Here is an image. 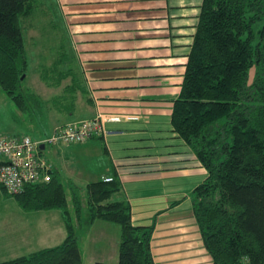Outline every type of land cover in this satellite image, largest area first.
Listing matches in <instances>:
<instances>
[{
    "label": "trees",
    "instance_id": "16d2710c",
    "mask_svg": "<svg viewBox=\"0 0 264 264\" xmlns=\"http://www.w3.org/2000/svg\"><path fill=\"white\" fill-rule=\"evenodd\" d=\"M35 7L34 0H0V86L25 110L29 104L43 107L39 97L23 90L29 66L23 20ZM68 59L62 52L51 66L41 67L47 86L58 87L71 76L51 99L60 113L72 112L84 92ZM171 125L207 172L191 201L212 264H264V0H202ZM111 178L85 187L87 224L100 219L120 227L117 262L95 264H155L154 222L132 224L129 202L111 198L121 190L119 179ZM73 195L80 218V199ZM13 196L27 210L59 209L66 237L0 264H83L57 171L49 181L28 184Z\"/></svg>",
    "mask_w": 264,
    "mask_h": 264
},
{
    "label": "crops",
    "instance_id": "0c3cea01",
    "mask_svg": "<svg viewBox=\"0 0 264 264\" xmlns=\"http://www.w3.org/2000/svg\"><path fill=\"white\" fill-rule=\"evenodd\" d=\"M54 1L71 50V64L65 61L77 70L84 92L78 93L72 112L54 111L49 130L39 139L61 123L98 115L105 133L82 143L54 144L52 170L61 177L67 160L73 175L86 184L116 176L121 190L111 198L129 202L132 224L154 222L150 244L155 264H212L191 201L207 172L171 125L202 0ZM24 210L45 212L39 236L53 232V244L41 248L64 240L59 209ZM97 220L86 232L90 246L105 255L107 223H116L102 220L106 223L93 228ZM116 237L120 240V231Z\"/></svg>",
    "mask_w": 264,
    "mask_h": 264
},
{
    "label": "rangeland",
    "instance_id": "374dc122",
    "mask_svg": "<svg viewBox=\"0 0 264 264\" xmlns=\"http://www.w3.org/2000/svg\"><path fill=\"white\" fill-rule=\"evenodd\" d=\"M36 7L32 14L23 20V34L25 37L26 52L28 57V72L23 82V90L36 95L43 102V107L32 104L27 105L26 110L20 109L9 96L5 94L0 86V136L12 137L26 135L38 140L49 130V121L55 114V109L51 99L62 92L67 81H62L60 86H47L41 79L43 73L41 65L49 67L54 60L58 59L62 52H67L71 60V50L67 44V38L63 30L60 29L58 16L55 10L54 0H34ZM254 69L250 70V77L254 74ZM53 75V72H52ZM60 119H65L60 117ZM61 122H58L60 124ZM45 157L51 162L55 158V147L46 145L43 150ZM61 179L64 185L70 218L76 228V236L82 252L83 264H95L96 261H108L115 263L118 260L119 225H111L105 235L106 244L103 251L92 248L89 244V233L86 232L87 224V204L85 193V182L83 177L73 175L69 161H64L61 171ZM90 180V179H88ZM0 188V260L26 254L31 250L41 248L51 243L53 232H44L45 212L25 211L13 195H8ZM73 192L80 199V218L77 217L73 203ZM58 210V209H56ZM60 212V210H58ZM62 219V218H61ZM106 223L102 220L95 221ZM58 226V225H57ZM58 228H62L65 233V223L60 222ZM62 239H58L57 244ZM55 244V243H54ZM28 248V249H26Z\"/></svg>",
    "mask_w": 264,
    "mask_h": 264
},
{
    "label": "built area",
    "instance_id": "2783aa9c",
    "mask_svg": "<svg viewBox=\"0 0 264 264\" xmlns=\"http://www.w3.org/2000/svg\"><path fill=\"white\" fill-rule=\"evenodd\" d=\"M101 115L57 125L42 139L26 135L0 136V186L11 195L19 194L28 184L47 182L52 165L43 154L46 145L82 143L105 133ZM40 145H44L41 149ZM110 176L103 177L110 181Z\"/></svg>",
    "mask_w": 264,
    "mask_h": 264
},
{
    "label": "water",
    "instance_id": "95a60500",
    "mask_svg": "<svg viewBox=\"0 0 264 264\" xmlns=\"http://www.w3.org/2000/svg\"><path fill=\"white\" fill-rule=\"evenodd\" d=\"M40 148L43 149L44 148V145H40Z\"/></svg>",
    "mask_w": 264,
    "mask_h": 264
}]
</instances>
